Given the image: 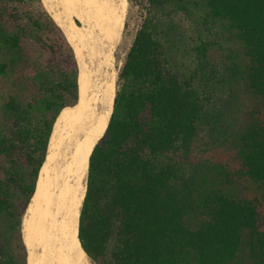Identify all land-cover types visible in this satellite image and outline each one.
I'll list each match as a JSON object with an SVG mask.
<instances>
[{
    "label": "trees",
    "instance_id": "1",
    "mask_svg": "<svg viewBox=\"0 0 264 264\" xmlns=\"http://www.w3.org/2000/svg\"><path fill=\"white\" fill-rule=\"evenodd\" d=\"M144 3L89 156L79 242L93 264H264V0ZM10 70L0 238L25 264L21 217L55 118L78 100L73 49L41 0H0Z\"/></svg>",
    "mask_w": 264,
    "mask_h": 264
},
{
    "label": "bare ground",
    "instance_id": "2",
    "mask_svg": "<svg viewBox=\"0 0 264 264\" xmlns=\"http://www.w3.org/2000/svg\"><path fill=\"white\" fill-rule=\"evenodd\" d=\"M41 2L73 49L78 101L64 107L53 126L21 221L26 264H88L78 239V219L89 156L113 108L116 80L105 78L103 66L120 36L127 0Z\"/></svg>",
    "mask_w": 264,
    "mask_h": 264
},
{
    "label": "rangeland",
    "instance_id": "3",
    "mask_svg": "<svg viewBox=\"0 0 264 264\" xmlns=\"http://www.w3.org/2000/svg\"><path fill=\"white\" fill-rule=\"evenodd\" d=\"M145 0H127V9L124 17L123 26L121 29V33L119 38L114 42L111 50V60L109 63L103 66V74L105 78L114 77L116 80V75L118 68L120 67L125 54L128 50V48L131 45V42L133 40L134 34L136 32V29L138 28L140 22H141V7L144 8ZM75 22L78 24V21L75 20ZM117 42V43H116ZM116 43V44H115ZM117 49V50H115ZM115 74V75H113ZM17 87V75L13 71H8V73L4 76H0V128L3 124L6 123V116L3 113L2 107L12 92H14L15 88ZM250 106L252 108L256 107L255 103L251 101ZM244 182V181H243ZM245 186L248 188L245 190L247 196L249 198L257 197L254 186L250 182L246 181L244 182ZM257 207L261 214V218H264V205H262L259 201H257ZM25 214V211L21 217L22 218ZM20 232H21V225H20ZM22 238V233H21ZM23 242V241H22ZM24 245V243H23ZM3 253L7 259V264H16L18 263V252L17 250H7L3 247V241L0 238V254ZM24 258H25V264H26V258H27V251L24 245ZM87 263L93 264L90 259L87 257Z\"/></svg>",
    "mask_w": 264,
    "mask_h": 264
},
{
    "label": "water",
    "instance_id": "4",
    "mask_svg": "<svg viewBox=\"0 0 264 264\" xmlns=\"http://www.w3.org/2000/svg\"><path fill=\"white\" fill-rule=\"evenodd\" d=\"M77 101H78V100H77ZM75 104H76V103H75ZM63 108H64V107H63ZM63 108H62V109H63ZM62 109H61V110H62ZM61 110L58 112V114H57V116H56V118H55L54 124H55V122H56V120H57V118H58V116H59ZM54 124H53V126H54ZM52 130H53V127H52ZM51 133H52V131H51ZM47 150H48V146H47V149H46V155H45V157H44L43 163H44L45 160H46ZM43 163H42V165H43ZM42 165H41V166H42ZM40 168H41V167H40ZM39 170H40V169H39Z\"/></svg>",
    "mask_w": 264,
    "mask_h": 264
}]
</instances>
